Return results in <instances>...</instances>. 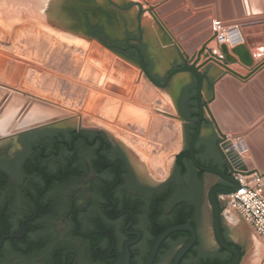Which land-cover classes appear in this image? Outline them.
<instances>
[{
	"label": "flooded vegetation",
	"instance_id": "flooded-vegetation-1",
	"mask_svg": "<svg viewBox=\"0 0 264 264\" xmlns=\"http://www.w3.org/2000/svg\"><path fill=\"white\" fill-rule=\"evenodd\" d=\"M130 5L116 6L125 9ZM84 17L91 37L94 33L93 38L138 62L132 46L137 45L147 70L160 82L174 66L185 62L174 63L161 76L151 70L140 38L139 19L136 31H125L120 41L111 39L98 21ZM189 79L176 96L186 136L182 150L187 153L198 118L197 80L190 74ZM189 95H194L193 101ZM204 126L210 127L206 115L193 145L194 157L200 165L216 168L224 163V157L214 130L202 135ZM4 137L0 139V237L6 233L10 236L0 242V264H113L126 251L129 264H145L158 233L182 223L194 229L195 238L177 264L225 263L232 259L233 255L215 240L208 202V190L226 182L198 169L189 154L182 166L174 158L167 178L155 183L135 168L116 136L100 127L44 122ZM205 174L218 178L206 192L213 239L210 244L201 233L206 220ZM221 233L226 243L237 244L242 255L241 245L230 238L222 218ZM189 236L184 230L168 234L152 264H173L174 255Z\"/></svg>",
	"mask_w": 264,
	"mask_h": 264
},
{
	"label": "rangeland",
	"instance_id": "rangeland-1",
	"mask_svg": "<svg viewBox=\"0 0 264 264\" xmlns=\"http://www.w3.org/2000/svg\"><path fill=\"white\" fill-rule=\"evenodd\" d=\"M112 1L118 5L140 3L142 40L147 44L144 51L153 62V72L162 76L174 64L175 57L177 62L183 61L164 30L166 27L169 31V27L156 12V7L166 0ZM114 3L0 0V118L11 121L35 114L45 123L100 127L114 134L135 168L156 183L167 178L175 155L185 144L176 96L179 88L189 82V74H175L167 88L162 89L149 81L135 59L91 37L83 13L92 22L98 21L111 39L122 40L125 28L136 31L138 4L119 9ZM189 7L199 11L203 4ZM70 36L86 43L73 41ZM229 44L222 43L237 48L246 57L244 42ZM210 48L216 51L214 46ZM228 61L233 63L231 58ZM239 65L232 67L241 69ZM134 146L147 155L145 159ZM225 225L230 238L242 247L239 264H261L264 239L244 223Z\"/></svg>",
	"mask_w": 264,
	"mask_h": 264
},
{
	"label": "water",
	"instance_id": "water-1",
	"mask_svg": "<svg viewBox=\"0 0 264 264\" xmlns=\"http://www.w3.org/2000/svg\"><path fill=\"white\" fill-rule=\"evenodd\" d=\"M110 2L114 3L112 0ZM186 0H166L162 4L156 7V12L159 16L163 17V21L166 26L169 27V31L174 35V38L177 42L180 43V46L183 48L185 53L190 57L193 56L191 62H187L182 56L176 44L175 47L180 55V57L185 60L179 66H174L169 73L165 77L164 82H160L156 77L150 73L146 68V62L144 60V56L137 45H132L136 52L138 58V65L142 72L146 75L151 83L155 86L163 88L166 86L170 77L174 76L177 73H188L193 75L197 80L196 88H195V98L198 105V118L196 121L194 132L189 140V150L188 154L191 158L192 163L200 170L204 172H210L218 175L222 178L226 184H217L213 187H210L213 181L218 180V178L211 174H205V189H204V207L203 212L205 213V221L203 229H201V233L204 236V240L206 243L210 244L212 239L211 234V226H210V210L208 207V203L206 200V192L208 190V202L209 206L212 210V228L213 234L218 245L231 253L233 255L232 259L225 263H199V264H239L241 262L242 255L238 249L236 243L228 244L224 241L221 233V216H220V204L218 195L223 194L227 195L229 193L234 192L236 189L240 187H248L247 185H241L239 179L229 172L234 171L235 173L242 172L233 170L222 150H219L224 157V163L227 167V172H222L216 168L210 166H204L197 163L194 152L193 145L196 138L200 132L201 121L204 118V115L208 113V125L210 127H203L201 130L202 135H207L214 130L219 134L228 133L229 135H243L244 140L250 150L251 157H247L244 159V166L249 171H264V129L256 128L254 129L257 123L264 120V116H262L255 124H250V126L246 127V123H252L251 121L255 119V115H262L264 112V60H262L258 65L252 68L247 75H241L233 71L227 64L220 62L213 56H209L205 61L198 64L202 54L207 49V45L210 41L214 39H222L224 38L223 32H219L218 28H224V33L229 37H233V35L239 31L238 26L245 23L246 21L254 20V18H232L231 6L234 5L238 10L239 15H242L243 10V0H187L190 5H205L214 7V19H204L199 22L197 25L193 26L189 30L182 31L184 27L187 25L194 23L195 21L202 19L204 16L210 13V10L201 8L199 12H197L192 17L178 24L180 19H183L191 14V8L189 6H183ZM213 3V4H212ZM115 5H118L114 3ZM129 4H138L139 10L137 14V18L139 19L140 25V14H142L143 10H141V5L137 1H130L128 4H123V6H128ZM253 5V0H252ZM205 7V6H203ZM86 15L87 13H83ZM123 17V16H121ZM264 17V16H263ZM221 19V20H220ZM124 20V19H123ZM125 22V21H124ZM126 27V23L124 28ZM104 29V27H103ZM142 32L143 27L141 28ZM125 31L127 29L125 28ZM132 32V31H131ZM125 33V32H124ZM142 38V35L140 36ZM118 40V39H117ZM121 41V40H120ZM144 44L145 46L147 44ZM236 44V43H235ZM233 43V45H235ZM223 50H226L225 46L222 45ZM235 52L237 48L234 49ZM146 54V52H145ZM239 54V52H238ZM242 56V55H240ZM148 58V55H147ZM242 60L250 65L251 59L242 56ZM245 58V59H244ZM150 60V59H149ZM215 61L219 63L222 67L225 68L226 73L220 76L209 88L210 97L207 100L202 101V89H203V80L204 74L207 77L208 84L210 83L208 80L207 72L213 71L212 66L208 64L209 61ZM151 62V67L153 62ZM177 59L175 57L174 62L176 63ZM172 63V64H173ZM205 66V70L201 71L200 68ZM167 71V70H166ZM256 72V77L247 79L252 73ZM232 74L239 76L242 79H247L244 85L241 86L239 80H237ZM264 128V123H263ZM28 128L21 129L18 132L26 131ZM254 129V130H253ZM215 132V136L218 138V141L222 140L217 133ZM244 173V172H242ZM184 230L190 233L188 240L181 245L173 258V264H177L178 259L190 248V246L194 242L195 232L194 229L187 223L182 224H174L165 230L158 233L156 236L152 247L149 251L145 264H152L154 256L156 254L157 248L161 241L171 232ZM10 236L8 233L4 234L0 237V242L3 238ZM113 264H129L128 252L120 255L116 258ZM166 264V263H164ZM264 264V259L261 262Z\"/></svg>",
	"mask_w": 264,
	"mask_h": 264
},
{
	"label": "crops",
	"instance_id": "crops-1",
	"mask_svg": "<svg viewBox=\"0 0 264 264\" xmlns=\"http://www.w3.org/2000/svg\"><path fill=\"white\" fill-rule=\"evenodd\" d=\"M184 5L189 6L190 4L186 0ZM203 6H205V5H203ZM203 8L204 9H202V10H205V9L210 10V13L207 14L206 16H204L202 19H199V20L195 21L194 23L187 25L186 27H184V29L182 31L189 30L190 28L197 25L199 22H201L204 19H208V18L214 19L215 18V14H214L215 10H214L213 6H209V7L206 6ZM197 10L198 9H196V7H195V9L191 7V14L189 16L181 19V20L185 21L186 19L190 18L191 16H193L194 14L199 12ZM242 10H243L242 15H239L238 10L235 8V6L234 5L231 6L232 18H254V20L246 21L245 23L238 26L239 32L243 36V40L241 42H244V48H245V52L247 54L246 57L251 59L250 65H247L242 60L243 59L242 56H240V54H238V52L234 51V49H236L235 47L227 45V46H225L226 50H223L222 43H224V42L227 43L225 38L215 39V41L217 43V46L215 47L216 51L212 50L210 47L207 46V49L205 50L204 54H202L201 59H200L198 64L205 61L209 56H213L216 59H218L220 62L227 64V66L230 67L236 73L241 74V75H247V74H249V72L252 68H254L256 65H258L262 60H264V17H263L264 16V0H253V5H252V0H243ZM183 21H181V22H183ZM224 28H218V31L224 33V31L222 30ZM164 30L167 32L168 36L171 38L173 43L176 44L177 47H179V44L174 39V36L168 31V28L164 27ZM225 35L226 34L224 33V37H225ZM181 51L184 52L183 50H181ZM183 57L185 59H188V60H186L188 62H191V60L193 59V57L188 56L186 53H185V55H183ZM228 58H231L233 63H230V61H228ZM208 64L212 66L214 73L212 71L209 73L207 72V76L209 77L208 80L210 82L209 84H208V81H206L207 77H205V80H204L205 83H204V87H203L204 89H202V95H203L204 100H207L210 97V91L208 89V86L210 88V86L220 76H222L223 74L226 73L225 68L222 67L219 63L211 60L208 62ZM232 64H240L239 67L241 69H236V68L232 67ZM200 70L201 71L205 70V66L201 67ZM232 75L237 80L240 81L241 86H242V85H244V83L247 79L256 77V72L252 73L247 79H242L239 76H236L235 74H232ZM206 116L209 118L208 113H206ZM262 116H264V112L262 113V115L256 114L255 119H253L251 121L252 123H246V127L250 126V124L251 125L255 124ZM263 123H264V120L257 123V125H255L254 129H256V128L264 129ZM218 134L219 133H217V135ZM248 150H249V148H248ZM248 157H251L250 150L248 152ZM262 172H264V171H262ZM238 223H244V225H246L247 227L250 228V226L248 224H246L245 222H243L242 220H239L236 224H238Z\"/></svg>",
	"mask_w": 264,
	"mask_h": 264
},
{
	"label": "built area",
	"instance_id": "built-area-1",
	"mask_svg": "<svg viewBox=\"0 0 264 264\" xmlns=\"http://www.w3.org/2000/svg\"><path fill=\"white\" fill-rule=\"evenodd\" d=\"M218 136L222 139L218 145L232 169L244 172L229 173L237 177L242 186H248L227 195H218L222 203L220 216L224 222L232 225L242 220L257 236L264 239V172L249 171L244 166L249 150L243 135L222 133Z\"/></svg>",
	"mask_w": 264,
	"mask_h": 264
},
{
	"label": "bare ground",
	"instance_id": "bare-ground-1",
	"mask_svg": "<svg viewBox=\"0 0 264 264\" xmlns=\"http://www.w3.org/2000/svg\"><path fill=\"white\" fill-rule=\"evenodd\" d=\"M10 24V23H9ZM45 26V25H44ZM50 29V28H49ZM52 30V32H54V33H56V34H58V32H56L55 30H53V29H51ZM223 31H224V29H222ZM224 34V33H223ZM65 35V34H64ZM60 37L62 36V35H59ZM66 36V35H65ZM62 38V37H61ZM64 38V37H63ZM67 38H68V36H67ZM69 38H71V39H73V41L74 40H79V38H76V37H69ZM225 40L227 41V42H229L231 45H233V43L235 44H237V43H239V42H241L242 40H243V36H242V34L238 31V32H236L234 35H233V37L231 36V37H229L228 35H225ZM66 39V38H65ZM86 40V39H85ZM224 40V41H225ZM78 42H82L83 44H85L86 43V41H85V43H84V41L83 40H79ZM90 43V42H89ZM217 43H216V41H215V39L214 40H212V41H210L209 43H208V45L210 46V47H213L214 46V48H215V45H216ZM213 73H214V70L212 71ZM7 117H2V118H0V139H3V137L4 136H6V133H11V134H14V133H16L17 131H19V130H21V129H24V128H28V127H32V126H37V125H40V124H42V123H44L43 121H42V117H40L39 115H35V114H31V115H28V116H26V117H23V118H15V119H13V120H11V121H9L8 119H6ZM4 119H6V121L5 122H3V120ZM96 121V120H95ZM9 126V127H8ZM5 138V137H4ZM134 149H135V151H137V154H139V156H141V159H145V157L147 156V155H145L144 153H142V151L140 152V148L138 149L136 146H134ZM149 158V157H148ZM256 264V263H255Z\"/></svg>",
	"mask_w": 264,
	"mask_h": 264
},
{
	"label": "trees",
	"instance_id": "trees-1",
	"mask_svg": "<svg viewBox=\"0 0 264 264\" xmlns=\"http://www.w3.org/2000/svg\"><path fill=\"white\" fill-rule=\"evenodd\" d=\"M92 29H94V28H91V30ZM93 34L94 33H92V37H93ZM189 100L190 101H193L194 100V95H189ZM215 142H216V144H218V138L217 137L215 138ZM186 158H188L187 150H185V151L182 150V151L178 152L175 155L176 163L179 164V165L183 164ZM216 168L222 170L223 172H226L227 171V167H226V164L225 163L219 164V166L216 167ZM242 254H243V251H242Z\"/></svg>",
	"mask_w": 264,
	"mask_h": 264
}]
</instances>
